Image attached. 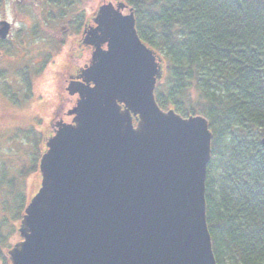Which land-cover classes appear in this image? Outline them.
<instances>
[{"label": "water", "instance_id": "1", "mask_svg": "<svg viewBox=\"0 0 264 264\" xmlns=\"http://www.w3.org/2000/svg\"><path fill=\"white\" fill-rule=\"evenodd\" d=\"M86 24L78 98L46 141L41 184L19 224L12 264H218L207 223L212 131L201 114L162 109L164 59L125 0ZM11 24L0 22V37ZM264 146V137L262 138Z\"/></svg>", "mask_w": 264, "mask_h": 264}, {"label": "trees", "instance_id": "2", "mask_svg": "<svg viewBox=\"0 0 264 264\" xmlns=\"http://www.w3.org/2000/svg\"><path fill=\"white\" fill-rule=\"evenodd\" d=\"M125 1L140 38L164 59L159 106L208 119L207 223L218 264H264V0ZM79 2L47 0V18L65 16ZM86 19L76 21L78 32ZM14 48L10 43L8 51ZM31 79L24 74L28 89ZM31 133L32 163L6 185L11 198L3 203L0 264H11L2 228L22 218L26 176L39 171L45 150L42 133L34 127Z\"/></svg>", "mask_w": 264, "mask_h": 264}, {"label": "rangeland", "instance_id": "3", "mask_svg": "<svg viewBox=\"0 0 264 264\" xmlns=\"http://www.w3.org/2000/svg\"><path fill=\"white\" fill-rule=\"evenodd\" d=\"M109 1L116 4L117 0H80L68 10L62 20L55 23L48 22L52 6L47 0H0V19L5 18L14 23L11 43L15 42V48L5 50L4 61L0 62L8 68L6 75L7 80L9 79L5 84L0 81V87L2 84L6 85L9 91L17 93L21 98L18 101L20 106L14 107L11 94L2 93L5 99L2 100L3 105L0 103V180L5 181L0 187V223L3 220V203L11 198L6 185L12 182L15 174L19 176L18 173H21L24 166L32 163V127L44 136L41 147L45 149L46 141L54 133L57 120L61 118L66 123L72 121L73 115H68L67 112L75 106L78 95H71L67 91L66 75L75 71L77 66H82L83 61L90 60L92 55L88 47L82 49L78 46L83 35L76 30V21L83 15L87 18L84 25H92L91 20L99 6ZM35 26L39 28L37 34H33ZM66 27L70 30L66 31ZM61 36L64 43L60 41ZM46 59L49 60L46 62ZM163 65L165 66L164 62ZM27 72L32 78L31 89L24 85V78L19 77ZM5 90L2 89V92ZM59 104L61 105L58 107ZM40 184L39 171L26 176L24 191L27 203L38 191ZM8 215L13 217L12 213ZM11 220L12 224H9H14V231L9 224L2 228L7 236L8 254L13 245L21 240L18 231L21 219Z\"/></svg>", "mask_w": 264, "mask_h": 264}, {"label": "flooded vegetation", "instance_id": "4", "mask_svg": "<svg viewBox=\"0 0 264 264\" xmlns=\"http://www.w3.org/2000/svg\"><path fill=\"white\" fill-rule=\"evenodd\" d=\"M56 17H55V19L54 20H48V22L50 21V22H54L55 21V23H57V21H60V20H62L65 16H59L58 17V15H55ZM2 20H6L5 18L3 19V18H1L0 19V22L2 21ZM88 20H90V19H88ZM6 21H8V20H6ZM92 25H94V22H93V18H92ZM10 24H11V28L9 29V34H8V36H7V38L5 39V38H2V37H0V62L2 63V61H4V56H5V50H7L8 51V47H9V45H10V43H11V39H12V30L14 29V23L13 22H10V21H8ZM88 24V26H91L89 23H87ZM86 25V24H85ZM84 25V23H82L81 25H80V32H81V34L83 35L84 34V30H85V26ZM78 28V27H77ZM35 29H36V26L34 27V30H33V34H35ZM69 29V27H66L65 28V30L67 31ZM73 29V28H72ZM70 30V29H69ZM62 34V33H61ZM63 36V35H62ZM61 36V38H60V41H61V43H64V39H63V37ZM83 40V38H81L80 39V41L78 42V46L79 47H81L82 49L84 48V47H88V49L90 50V51H92V47L91 46H88V45H85L84 44V42L82 41ZM15 43V42H14ZM82 44H84V45H82ZM83 60V59H82ZM89 59H87V62H84L83 61V64H82V66H77L76 68H74L75 69V71H73V72H70V73H68V75H66V77H67V81L69 82L71 79H76L79 75H80V73H81V70H82V68H84L88 63H89ZM0 63V81H3L4 82V84L6 83V82H8V80H7V78H8V76L6 75L7 74V70H8V68H6V67H4V65L3 64H1ZM20 78L21 77H23L24 78V74L22 73L20 76H19ZM23 83H24V81H23ZM3 85V84H2ZM1 85V87H0V103H2V105H3V101L2 100H4L5 98H4V96H3V94L2 93H4V94H6V95H8V93H10L11 94V97H12V100L13 101H11L12 102V105L14 106V107H19L20 106V103L18 102V101H20L19 99H21L19 96H17V93H13L12 91H9L7 88H6V85H3L2 86ZM25 85V84H24ZM2 89L4 90V89H6L5 91H3L2 92ZM76 96V95H75ZM61 104H59L58 105V107L60 106ZM58 107H56V108H58ZM62 108V107H61ZM60 108V109H61ZM56 113H58V111H56ZM59 119H61V118H59ZM59 119L57 120V122L59 121ZM62 120V119H61ZM55 122H56V119H55ZM54 126H55V124H54ZM54 131H55V128H54Z\"/></svg>", "mask_w": 264, "mask_h": 264}]
</instances>
